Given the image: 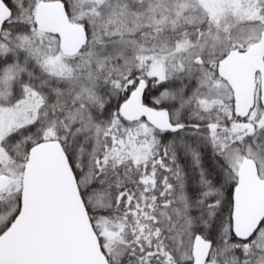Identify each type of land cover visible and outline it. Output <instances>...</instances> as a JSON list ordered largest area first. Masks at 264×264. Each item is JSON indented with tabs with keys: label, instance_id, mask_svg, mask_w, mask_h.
Instances as JSON below:
<instances>
[{
	"label": "snow or ice",
	"instance_id": "6c2138e0",
	"mask_svg": "<svg viewBox=\"0 0 264 264\" xmlns=\"http://www.w3.org/2000/svg\"><path fill=\"white\" fill-rule=\"evenodd\" d=\"M0 264H264V0H0Z\"/></svg>",
	"mask_w": 264,
	"mask_h": 264
}]
</instances>
